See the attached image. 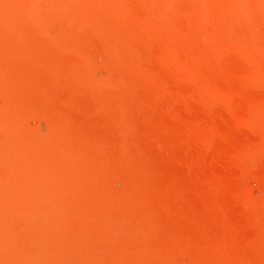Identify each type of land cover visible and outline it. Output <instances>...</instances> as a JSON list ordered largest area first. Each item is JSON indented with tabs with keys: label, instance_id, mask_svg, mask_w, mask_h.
Returning a JSON list of instances; mask_svg holds the SVG:
<instances>
[{
	"label": "rangeland",
	"instance_id": "rangeland-1",
	"mask_svg": "<svg viewBox=\"0 0 264 264\" xmlns=\"http://www.w3.org/2000/svg\"><path fill=\"white\" fill-rule=\"evenodd\" d=\"M262 77L264 0H0V264H264Z\"/></svg>",
	"mask_w": 264,
	"mask_h": 264
},
{
	"label": "bare ground",
	"instance_id": "bare-ground-1",
	"mask_svg": "<svg viewBox=\"0 0 264 264\" xmlns=\"http://www.w3.org/2000/svg\"><path fill=\"white\" fill-rule=\"evenodd\" d=\"M124 2H125V1H124ZM108 4H109V3H108ZM107 6H110V5H107ZM125 6H126V5H125ZM117 7H118V6H117ZM123 7H124V6H123ZM120 8H121V7H120ZM118 9H119V8H118ZM138 9L140 10V8H138ZM160 9H161V7H160ZM119 10H120V9H119ZM122 10H123V9H122ZM141 10H142V9H141ZM141 10H140V11H141ZM132 12H133V11H132ZM143 12H144V11H143ZM129 13H131V12H130V9H129ZM133 13H134V12H133ZM140 14H142V13H140ZM134 15H135V14H134ZM91 16H92V15H91ZM139 16H140V15H139ZM140 17H141V16H140ZM87 18H88V17H87ZM89 18H90V17H89ZM87 20H88V19H87ZM92 21H93V20H92ZM92 23H93V22H92ZM136 27L138 28L137 25H136ZM159 27H160V26H159ZM140 28H141V27H140ZM160 28H161V27H160ZM161 29H164V27L161 28ZM163 31H164V30H163ZM167 32H168V31H167ZM163 33H165V32H163ZM167 34H168V33H167ZM175 36H176V34H175ZM190 47H192V46H190ZM259 78H260V77H258V80H260ZM262 78H264V77H262ZM256 79H257V78H256ZM258 80H257V81H258ZM254 82H255V80H254Z\"/></svg>",
	"mask_w": 264,
	"mask_h": 264
}]
</instances>
